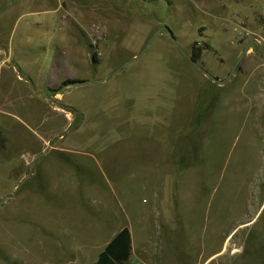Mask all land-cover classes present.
Listing matches in <instances>:
<instances>
[{
	"label": "rangeland",
	"instance_id": "obj_1",
	"mask_svg": "<svg viewBox=\"0 0 264 264\" xmlns=\"http://www.w3.org/2000/svg\"><path fill=\"white\" fill-rule=\"evenodd\" d=\"M218 1L0 0L31 96L0 103V264H91L124 226L148 264H264V0ZM39 136L66 150L19 179Z\"/></svg>",
	"mask_w": 264,
	"mask_h": 264
},
{
	"label": "crops",
	"instance_id": "obj_2",
	"mask_svg": "<svg viewBox=\"0 0 264 264\" xmlns=\"http://www.w3.org/2000/svg\"><path fill=\"white\" fill-rule=\"evenodd\" d=\"M196 2H198V3H206V0H196ZM216 3H220V1H218V0H216ZM219 5V4H218ZM22 16V15H21ZM21 16H19V18L21 17ZM225 17H226V15H225ZM228 18H231L230 16H227V19ZM211 23H214L215 24V22H206V24L207 25H209V26H211V27H213L214 26V24H211ZM217 30H220V28L218 27V28H216V30L215 31H217ZM217 33V32H216ZM10 40H11V37H10V35L8 34L7 35V37H6V41L4 42L3 41V43L0 45V54H2L3 55V58H2V60L0 59V68H1V70H3V67H2V64L3 63H8V61H9V63L11 62L10 61V54H11V52H10ZM193 45V44H192ZM192 45L191 46H189L188 47V44L187 43H185V47H187L188 49V51H189V53H190V51H191V48H192ZM245 50V49H244ZM8 55V56H7ZM248 55V54H247ZM246 54L242 57V59L241 60H244V58H245V56H247ZM238 64H239V62H238ZM237 64V66L235 67V70H237L238 69V67H239V65ZM0 83H1V81H0ZM1 85H2V83H1ZM57 85H55V84H49V85H46V87L47 88H49V89H56L57 87H56ZM9 87H12V85H10ZM9 87H6V88H2V86H0V103H3V104H6V103H21V104H23L24 106H25V104L23 103V102H18L17 100H24L26 97H31L30 95H29V92H26V91H20V92H16V93H14V91H12V92H8L7 93V91H6V93L4 92V90L5 89H8ZM11 96H10V95ZM50 97H52V99H54V102H58V101H61V98H59V94H52ZM49 102H47L46 104H44L45 106H41V105H39L40 106V108L43 110V108L44 109H50V105L48 104ZM22 108H23V106H21ZM35 108H37V105H36V107ZM52 108V107H51ZM5 115H7V111L5 110H0V136H1V139H0V143H3V146L2 147H0V150H2V149H4L5 147H7V146H9V144H10V141H8V135H9V133H8V131H7V127H9L8 125L7 126H5L4 124H1L2 122H1V120H2V118L1 117H4ZM67 118V117H66ZM10 128V127H9ZM11 129V128H10ZM48 133V136L49 137H52V133H53V131L52 130H50V131H48L47 132ZM37 136V135H36ZM42 136H39V138H38V140L41 142L40 144H35V145H32V147H31V149L30 150H27L28 152L27 153H29V158L27 159V160H21V162H22V164H23V166L22 167H24L23 168V170H22V172H21V176L19 177V179H23V178H26L27 176H25L26 174H25V168H27L32 162H36V161H38V160H40V159H43L45 156H48L49 155V153H52V152H59V151H64V150H66L65 148H63L62 146H52L51 145V143H49V141H47V140H44L43 138H41ZM7 149H8V147H7ZM23 182V181H22ZM121 230V229H120ZM119 230V231H120ZM129 231H130V235H131V233H132V231H131V229L129 228ZM117 233V232H116ZM115 233V234H116ZM114 234V235H115ZM113 235V236H114ZM112 236V237H113ZM111 237V238H112ZM110 238V239H111ZM106 244H107V242H106ZM105 244V245H106ZM104 245V246H105ZM131 245H132V239H131ZM104 248V247H103ZM134 252V248H133V245H132V253ZM99 254V253H98Z\"/></svg>",
	"mask_w": 264,
	"mask_h": 264
},
{
	"label": "trees",
	"instance_id": "obj_3",
	"mask_svg": "<svg viewBox=\"0 0 264 264\" xmlns=\"http://www.w3.org/2000/svg\"><path fill=\"white\" fill-rule=\"evenodd\" d=\"M170 32V31H169ZM205 47L208 45L203 44ZM205 49L203 46L198 45V43H193L189 58L198 63L202 54V50ZM93 59L96 60L93 55ZM82 83L81 80L77 79H65L62 80L59 87L56 89H49L50 92L58 94L62 87H67L69 85H76ZM1 139V136H0ZM3 143H0V147ZM132 256V245H131V235L129 228L124 226L118 231L104 246V248L99 252L97 259L91 264H123Z\"/></svg>",
	"mask_w": 264,
	"mask_h": 264
},
{
	"label": "built area",
	"instance_id": "obj_4",
	"mask_svg": "<svg viewBox=\"0 0 264 264\" xmlns=\"http://www.w3.org/2000/svg\"><path fill=\"white\" fill-rule=\"evenodd\" d=\"M233 33H235L236 38L241 40H250L251 43L257 45L263 42L260 35L255 33L254 31L249 30L246 26L241 23H235L233 25ZM123 264H148L147 262L143 261L142 259L132 255L126 262Z\"/></svg>",
	"mask_w": 264,
	"mask_h": 264
},
{
	"label": "water",
	"instance_id": "obj_5",
	"mask_svg": "<svg viewBox=\"0 0 264 264\" xmlns=\"http://www.w3.org/2000/svg\"><path fill=\"white\" fill-rule=\"evenodd\" d=\"M168 35L170 36V38L173 40V37L171 36V33L168 31ZM247 48L248 47H246L245 48V50H244V52L242 53V55H241V57L245 54V52L247 51ZM240 57V58H241ZM189 60L191 61V63H193L194 65H196V63L195 62H193L190 58H189ZM240 60V59H239ZM204 74L207 76V77H209L210 79H212L214 82H216V83H219V84H221L223 81H220V80H218V79H216V78H214V77H212V76H210L209 74H207L206 72H204Z\"/></svg>",
	"mask_w": 264,
	"mask_h": 264
}]
</instances>
